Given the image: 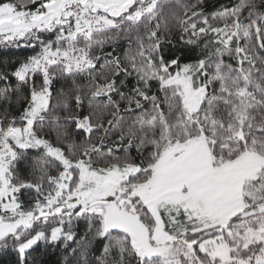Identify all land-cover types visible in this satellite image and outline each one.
I'll return each mask as SVG.
<instances>
[{
  "label": "snow or ice",
  "instance_id": "snow-or-ice-1",
  "mask_svg": "<svg viewBox=\"0 0 264 264\" xmlns=\"http://www.w3.org/2000/svg\"><path fill=\"white\" fill-rule=\"evenodd\" d=\"M12 48L0 264H264V0H0Z\"/></svg>",
  "mask_w": 264,
  "mask_h": 264
},
{
  "label": "trees",
  "instance_id": "trees-1",
  "mask_svg": "<svg viewBox=\"0 0 264 264\" xmlns=\"http://www.w3.org/2000/svg\"><path fill=\"white\" fill-rule=\"evenodd\" d=\"M235 0H209V4L214 5L215 8H219L221 5H230L231 3H234ZM214 10V9H213ZM30 54V52L26 49H0V60L3 59H18L25 55ZM40 251L39 249L37 250ZM53 257L50 255L47 257V259H52Z\"/></svg>",
  "mask_w": 264,
  "mask_h": 264
}]
</instances>
